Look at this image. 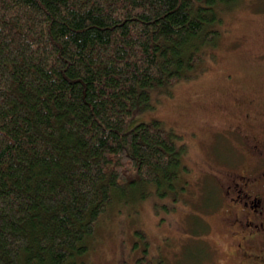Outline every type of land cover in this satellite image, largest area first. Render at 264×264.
<instances>
[{
	"label": "trees",
	"instance_id": "16d2710c",
	"mask_svg": "<svg viewBox=\"0 0 264 264\" xmlns=\"http://www.w3.org/2000/svg\"><path fill=\"white\" fill-rule=\"evenodd\" d=\"M238 3L0 0V264H80L132 169L139 186L184 198L174 134L158 120L123 129L190 77L218 35L207 26Z\"/></svg>",
	"mask_w": 264,
	"mask_h": 264
},
{
	"label": "rangeland",
	"instance_id": "374dc122",
	"mask_svg": "<svg viewBox=\"0 0 264 264\" xmlns=\"http://www.w3.org/2000/svg\"><path fill=\"white\" fill-rule=\"evenodd\" d=\"M221 19L207 26L218 35L201 45V60L188 71L190 77L155 90L146 103L133 110L123 129L127 132L138 123L158 120L170 130L183 149L182 161L187 167L179 181L193 194L203 190L201 184L212 183L201 166L215 163L218 152L235 150L225 135L214 136L201 121L222 129L227 118L221 106L230 108L233 97L253 94L264 98L260 58L264 54V0H240L232 9H224ZM218 107L222 112L216 111ZM136 178V172L130 170V184L120 197L119 212L110 210L98 222L91 252H86L80 264H135L144 250L158 264H192L184 252L193 248H200L201 259L217 258L212 220L202 216L194 196L175 200L170 195L158 196L154 187L139 186ZM141 195L147 197L141 200ZM202 217L210 225L203 239L195 227V220L201 224Z\"/></svg>",
	"mask_w": 264,
	"mask_h": 264
},
{
	"label": "flooded vegetation",
	"instance_id": "af4514ba",
	"mask_svg": "<svg viewBox=\"0 0 264 264\" xmlns=\"http://www.w3.org/2000/svg\"><path fill=\"white\" fill-rule=\"evenodd\" d=\"M260 58L264 63V54ZM256 97L238 95L230 108L221 106L225 111L216 108L227 118L222 129L201 121L214 136L225 135L235 150L218 152L215 163L201 166L212 183L201 184L199 194L184 191V197H195L202 216L212 220L217 255L201 259L200 248H193L184 252L192 264H264V98ZM203 217V224L195 220L202 239L210 229Z\"/></svg>",
	"mask_w": 264,
	"mask_h": 264
}]
</instances>
